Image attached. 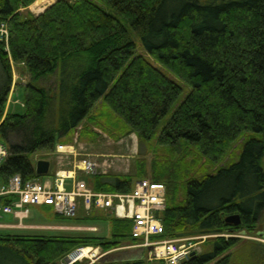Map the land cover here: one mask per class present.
<instances>
[{
    "label": "trees",
    "instance_id": "16d2710c",
    "mask_svg": "<svg viewBox=\"0 0 264 264\" xmlns=\"http://www.w3.org/2000/svg\"><path fill=\"white\" fill-rule=\"evenodd\" d=\"M35 1L0 0V19L10 31L9 53L0 43V141L10 153L0 166L1 182L15 174L43 178L31 156L55 149L101 101L121 135L134 134L139 143L154 140L169 153L170 161H155L149 174L166 189L160 238L261 235L256 227L264 215V0H57L23 18ZM52 2L37 0L33 8L41 12ZM136 41L190 88L165 123L182 87L136 54ZM12 63L23 65L28 82L23 110L4 115ZM53 75V89L39 85ZM10 134H21V142L8 145ZM188 149L220 167L187 178L192 170L180 168L178 156ZM133 183L131 176L102 174L88 182L94 191L120 193L131 192ZM232 214H239L238 226L224 222ZM67 220L108 221L110 235L0 234V264H63L77 248L93 246L103 255L126 241L140 243L131 236V220L110 211L85 212L80 206ZM209 239L208 249L180 264H231L230 255L221 256L238 246L250 262L255 252L264 264L256 243L241 246L245 242L235 236ZM105 256L76 264H145Z\"/></svg>",
    "mask_w": 264,
    "mask_h": 264
},
{
    "label": "rangeland",
    "instance_id": "374dc122",
    "mask_svg": "<svg viewBox=\"0 0 264 264\" xmlns=\"http://www.w3.org/2000/svg\"><path fill=\"white\" fill-rule=\"evenodd\" d=\"M37 1V0H36ZM35 1V2H36ZM54 2L47 4L41 12L34 10V3L28 7L27 10L22 11L23 18H28L29 13L33 15H38L42 13L47 7L55 3ZM136 54L142 55L154 66L158 67L168 78L177 82L182 87V93L179 96L176 103L171 108L170 112L165 116L163 123L167 122L175 110V108L183 101L190 91V88L178 77L173 75L164 69L161 65L154 62L146 52L141 48L139 41H136ZM13 83L10 89V93L7 98V103L5 106V113L15 114L20 113L23 106V95L25 91V86L28 82V75L23 65L11 64ZM1 80V72H0ZM43 87L51 88L56 85V75L47 78L46 80L41 81L39 84ZM118 120L113 116V114L105 107V105L99 101L94 109L91 111L89 118L85 120L81 125H79L75 130L71 131L67 136L58 140V144H64L67 146L73 145L78 153L91 154L93 155L100 166L96 171V174H102L106 177H121L124 175L131 176L133 181L139 180L140 177L150 178L149 174L151 171V166L153 168L154 163L159 161L167 163L170 161L169 153L161 151L160 148L156 147L155 141L150 143H139L137 137L134 134H120L118 131ZM22 139L21 134H10L7 139V144H17L20 143ZM141 144V145H139ZM239 146V142L237 143ZM236 144V145H237ZM235 147V146H234ZM237 149V148H236ZM238 150V149H237ZM237 150H235L232 155H236ZM183 155H179L178 165L182 169L192 170L187 178L196 177L199 174V171L202 175L207 173H213L216 171L219 164L211 166L205 163L204 160H199L195 153L188 149V155H185L181 160L180 158ZM32 159H46L50 161L49 173L55 172L58 169H70L73 166L74 161L73 157H66L63 154L55 152V149L51 151H39L33 154ZM230 157L227 158L229 162ZM156 161V162H155ZM102 164H105L104 166ZM140 170L143 171V175L147 173L148 176L144 177L139 174ZM182 196V194H181ZM30 216L25 220V224L31 226H42L43 228H26L19 230H0V234H40V235H64V234H82L89 233L91 235L106 236L110 235V226L108 221L105 220H92L87 222H74L72 220L63 219L61 217H56L52 211L46 208V206H32L30 207ZM10 217H3L0 219V222H9ZM96 228L95 231L89 230L88 228ZM261 235H242L239 233H223V234H214V235H202V236H192V237H183L178 238L182 240L180 243H184L186 246L192 245V249L196 254H200L203 250L209 248V238H215L218 236L223 237H238L243 242V245L247 243H256L261 247L256 248V251L264 254V215L261 222L256 227ZM209 236V237H208ZM203 237L205 239H203ZM131 242L126 241L115 249L107 251L105 257L108 259H120L122 257L127 258H138L142 259L145 264H148L146 261V250L139 248H134ZM83 248H91L96 255L92 257H85L77 262H86L91 263L97 258L103 257L99 248L88 246ZM241 247L231 249L227 253L223 254L221 257L226 255L231 256V264H259L258 258L255 255V252L252 253L253 261L250 260L246 255H243L239 250ZM253 252V251H252ZM254 257L256 259H254Z\"/></svg>",
    "mask_w": 264,
    "mask_h": 264
},
{
    "label": "built area",
    "instance_id": "2783aa9c",
    "mask_svg": "<svg viewBox=\"0 0 264 264\" xmlns=\"http://www.w3.org/2000/svg\"><path fill=\"white\" fill-rule=\"evenodd\" d=\"M9 38L8 21L0 19V43L7 53ZM55 152L73 157L72 168L58 169L52 176H48L50 173L44 176V180L24 179L19 174L9 176L5 182L0 180V219L10 217L9 222H0V230L43 228L24 223L30 216L29 209L32 206L50 207L55 215L67 219L76 217L81 206L85 212L94 208L103 209L110 211L116 218L131 220V236L140 240L132 247L146 250L148 262L180 264L193 253L192 245L186 246L180 243V239L160 238L164 227L159 214L166 205L163 184L153 182L150 178H141L134 181L129 193L97 192L87 180L88 176L96 174L101 165L93 155L78 153L73 145L64 144H57ZM9 154L7 146L0 141V166ZM88 229L96 230L94 227ZM83 250L82 247L77 248L68 254L63 264H76L83 259L80 258Z\"/></svg>",
    "mask_w": 264,
    "mask_h": 264
},
{
    "label": "water",
    "instance_id": "95a60500",
    "mask_svg": "<svg viewBox=\"0 0 264 264\" xmlns=\"http://www.w3.org/2000/svg\"><path fill=\"white\" fill-rule=\"evenodd\" d=\"M50 161L46 159H38L35 163V173L39 176L48 174ZM224 222L229 225L238 226L241 223L239 214H232L225 217ZM105 255V254H104Z\"/></svg>",
    "mask_w": 264,
    "mask_h": 264
},
{
    "label": "bare ground",
    "instance_id": "6f19581e",
    "mask_svg": "<svg viewBox=\"0 0 264 264\" xmlns=\"http://www.w3.org/2000/svg\"><path fill=\"white\" fill-rule=\"evenodd\" d=\"M94 255H96V252H94L91 248H84L80 258L92 257Z\"/></svg>",
    "mask_w": 264,
    "mask_h": 264
},
{
    "label": "crops",
    "instance_id": "0c3cea01",
    "mask_svg": "<svg viewBox=\"0 0 264 264\" xmlns=\"http://www.w3.org/2000/svg\"><path fill=\"white\" fill-rule=\"evenodd\" d=\"M71 167H72V166H71ZM70 169H71V168H70ZM68 170H69V169H68ZM53 173H54V172H51L48 176H52ZM91 176H93V175H90V176L87 177L88 182H89V178H90ZM42 179L44 180V178H42ZM90 187H91V186H90ZM91 188H92V187H91Z\"/></svg>",
    "mask_w": 264,
    "mask_h": 264
}]
</instances>
